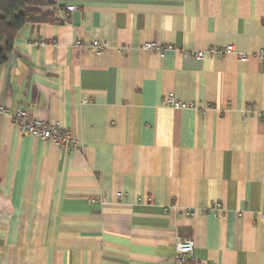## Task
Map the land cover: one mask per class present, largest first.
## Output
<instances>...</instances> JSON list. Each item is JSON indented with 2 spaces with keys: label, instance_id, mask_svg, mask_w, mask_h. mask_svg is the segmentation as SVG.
Listing matches in <instances>:
<instances>
[{
  "label": "crops",
  "instance_id": "obj_1",
  "mask_svg": "<svg viewBox=\"0 0 264 264\" xmlns=\"http://www.w3.org/2000/svg\"><path fill=\"white\" fill-rule=\"evenodd\" d=\"M57 4L0 66V264H175L179 238L188 264H264V59L187 55L264 51V0Z\"/></svg>",
  "mask_w": 264,
  "mask_h": 264
},
{
  "label": "built area",
  "instance_id": "obj_2",
  "mask_svg": "<svg viewBox=\"0 0 264 264\" xmlns=\"http://www.w3.org/2000/svg\"><path fill=\"white\" fill-rule=\"evenodd\" d=\"M65 9L70 12L75 10V7L66 6ZM90 47L96 50H100L101 48H103L102 45H99L97 43H91ZM141 49L148 52L159 53L161 55L164 51L172 49V47L156 45L152 42H146L142 44ZM228 54H235L238 59L242 61H246L252 57H255L259 60L264 59V51H259L257 53H238L234 50L233 46L231 45L225 47H216L197 51L193 50L187 52V55L195 60H201L206 55L212 57H224ZM161 104L163 106H168L172 108L186 107L183 102L174 99V97L171 95H165L161 100ZM3 111V107L0 106V113ZM12 121L17 130L22 134L31 135L43 141H50L56 147L61 149H68L71 151L80 149L78 140L75 137L71 136L67 131L47 121L32 118L25 110L15 111V113L12 115ZM174 247L175 264H185L189 259H192L194 248V243L192 239L179 238L177 239Z\"/></svg>",
  "mask_w": 264,
  "mask_h": 264
},
{
  "label": "trees",
  "instance_id": "obj_3",
  "mask_svg": "<svg viewBox=\"0 0 264 264\" xmlns=\"http://www.w3.org/2000/svg\"><path fill=\"white\" fill-rule=\"evenodd\" d=\"M59 1L0 0V66L6 62L24 25L59 22L53 12L61 8Z\"/></svg>",
  "mask_w": 264,
  "mask_h": 264
},
{
  "label": "rangeland",
  "instance_id": "obj_4",
  "mask_svg": "<svg viewBox=\"0 0 264 264\" xmlns=\"http://www.w3.org/2000/svg\"><path fill=\"white\" fill-rule=\"evenodd\" d=\"M53 12H55V10H53Z\"/></svg>",
  "mask_w": 264,
  "mask_h": 264
}]
</instances>
